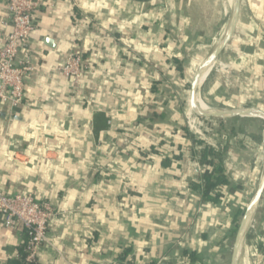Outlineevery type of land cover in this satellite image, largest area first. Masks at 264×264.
I'll return each instance as SVG.
<instances>
[{"label": "crops", "instance_id": "crops-1", "mask_svg": "<svg viewBox=\"0 0 264 264\" xmlns=\"http://www.w3.org/2000/svg\"><path fill=\"white\" fill-rule=\"evenodd\" d=\"M7 7L0 0V49ZM231 10V0H42L24 99L0 104V192L56 209L39 264H232L264 120L208 128L188 108ZM71 54L84 61L78 77L61 70ZM201 98L264 111V0H241L232 52ZM198 146L220 154L208 159L227 181L209 198L193 187L214 168ZM27 239L0 215V264H20ZM237 264H264V208Z\"/></svg>", "mask_w": 264, "mask_h": 264}, {"label": "built area", "instance_id": "built-area-1", "mask_svg": "<svg viewBox=\"0 0 264 264\" xmlns=\"http://www.w3.org/2000/svg\"><path fill=\"white\" fill-rule=\"evenodd\" d=\"M42 0H8L9 27L4 46L0 49V104L20 105L25 96V82L33 71L29 42L36 30L34 15ZM84 68L83 58L71 54L61 67L67 77H78ZM212 128L218 124L202 120ZM205 147V146H204ZM198 146V149L204 148ZM0 215L6 227L22 226L28 236L24 248L23 264H39L38 252L47 241V228L56 215L48 201L36 200L30 194H4L0 192Z\"/></svg>", "mask_w": 264, "mask_h": 264}, {"label": "water", "instance_id": "water-1", "mask_svg": "<svg viewBox=\"0 0 264 264\" xmlns=\"http://www.w3.org/2000/svg\"><path fill=\"white\" fill-rule=\"evenodd\" d=\"M231 6V18L227 27L226 36L218 45V49L214 53V55H211L201 66V69L199 70L192 84L190 96L188 99V108L192 116L201 119L205 122L215 124H220L222 122L233 120L238 117L252 116L259 117L264 120V111L259 108L249 107L237 110L214 109L212 110V112H203L201 111L198 105V100H203L201 98V92L203 88L208 84L209 79L212 77V75L225 66L227 58L232 52L235 40L237 38L240 23L241 0H232ZM205 75L207 76V78L202 82V79ZM260 165L261 173L259 177L258 190L236 240L233 249L232 264H237L240 249L245 240L255 230L264 208V132L262 135Z\"/></svg>", "mask_w": 264, "mask_h": 264}, {"label": "trees", "instance_id": "trees-1", "mask_svg": "<svg viewBox=\"0 0 264 264\" xmlns=\"http://www.w3.org/2000/svg\"><path fill=\"white\" fill-rule=\"evenodd\" d=\"M197 143L202 144V142H200L199 140H197ZM209 156H213L218 160L220 158V154L215 152L211 147L205 146L202 149L201 163L202 165L214 163V168L211 171L208 169L204 171L201 183L193 184L194 188L200 190L201 193L208 198L210 197L209 194L213 189H216L219 185L225 184L227 182L223 173V167L221 163L216 165L215 161L212 160L213 161L212 162L211 160L208 159ZM27 242L28 239L22 249V257L20 264L24 263V258H25L24 248L27 245Z\"/></svg>", "mask_w": 264, "mask_h": 264}, {"label": "bare ground", "instance_id": "bare-ground-1", "mask_svg": "<svg viewBox=\"0 0 264 264\" xmlns=\"http://www.w3.org/2000/svg\"><path fill=\"white\" fill-rule=\"evenodd\" d=\"M231 5H232V0H231ZM226 32H227V30L224 32L223 37H222V40H223V38L226 36ZM217 49H218V46H217V47L215 48V50L213 51L212 55H214V53L217 51ZM205 77H206V75L203 77L202 82H203V80H204ZM202 82H201V83H202ZM198 105H199V107H200L199 101H198ZM200 108H201V107H200ZM206 112H212V109L210 108V110H207Z\"/></svg>", "mask_w": 264, "mask_h": 264}, {"label": "rangeland", "instance_id": "rangeland-1", "mask_svg": "<svg viewBox=\"0 0 264 264\" xmlns=\"http://www.w3.org/2000/svg\"><path fill=\"white\" fill-rule=\"evenodd\" d=\"M227 30V29H226ZM219 41V40H218ZM222 41V39L220 40V42ZM218 43H216V47L218 46L217 45ZM220 44V43H219ZM214 50H215V48H214ZM226 65V64H225ZM212 110H214V109H216V108H213V106H211V104L209 103L208 104V102L207 101H205V100H203ZM214 101V100H213ZM216 105V104H215ZM220 106L219 107H222V108H224L223 106H221L222 104H219Z\"/></svg>", "mask_w": 264, "mask_h": 264}]
</instances>
